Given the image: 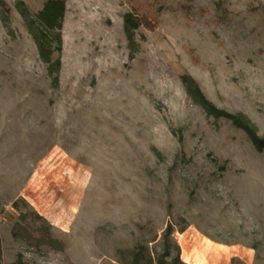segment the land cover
<instances>
[{"label":"rangeland","instance_id":"374dc122","mask_svg":"<svg viewBox=\"0 0 264 264\" xmlns=\"http://www.w3.org/2000/svg\"><path fill=\"white\" fill-rule=\"evenodd\" d=\"M5 1L3 264L18 254L36 264H138L139 249L157 258L170 223L171 256L177 243L182 261L186 235L197 236L206 264L233 257L217 252L215 263L207 245L253 248L249 263L234 256L264 264V150L230 119L208 115L183 84L193 75L209 99L243 113L264 137V0H140L161 9L154 29L137 30L133 52L123 15L134 2L68 0L62 50L47 60L18 0ZM24 1L38 11L46 0ZM37 183L64 251L13 236V202L42 194Z\"/></svg>","mask_w":264,"mask_h":264},{"label":"trees","instance_id":"16d2710c","mask_svg":"<svg viewBox=\"0 0 264 264\" xmlns=\"http://www.w3.org/2000/svg\"><path fill=\"white\" fill-rule=\"evenodd\" d=\"M68 0H46L43 7L33 11L24 0H18L16 7L24 21L27 30L33 37L39 55L47 60L54 52L61 51L63 47V26ZM134 2L135 10L128 11L123 15L124 32L131 51L137 47L136 32L141 27L154 29L157 25L160 7L149 1L130 0ZM0 10L5 23L8 22L9 7L5 0H0ZM183 84L187 94L197 102L205 112L215 118L224 117L230 119L233 124L243 129L251 138L259 150H264V137L258 134L257 127L250 122L243 113H233L216 105L209 99L196 78L191 74L183 76ZM13 208L18 212L17 220L12 226L13 236L21 239L31 246L49 247L55 251H64L66 242L53 232L51 222L41 214L28 200L19 197L13 202ZM174 227L170 223L163 231V244L157 258L146 256L142 249L134 255V261L138 264H188L180 258V245L174 243L175 255L171 256L172 246L170 243ZM4 250L0 237V264H3ZM232 264H247L239 256L231 258ZM7 264H36L18 254L16 259Z\"/></svg>","mask_w":264,"mask_h":264},{"label":"bare ground","instance_id":"6f19581e","mask_svg":"<svg viewBox=\"0 0 264 264\" xmlns=\"http://www.w3.org/2000/svg\"><path fill=\"white\" fill-rule=\"evenodd\" d=\"M59 160L62 162L65 160V157L60 156ZM61 169H63L65 172V170L66 171L71 170V167L63 165ZM64 172L61 174L63 175V177L67 178L66 175H64ZM72 175H75V173L72 172ZM64 183L67 184L65 180H64ZM35 188L40 189V192H42V194H38V196L36 197L31 194H26V198L36 207V209L40 213L45 214L46 208L43 205V201H44L43 199L46 193L44 194L43 191L45 192L46 186L44 184L37 183L35 185ZM197 243H199V239L197 238V236H195L194 240L192 241L186 235H184L181 239L182 258L184 259V261L192 263V264H206V259H207L206 256L195 248ZM229 251L231 253L245 255L246 257H249V258H253L254 256L253 248L231 247ZM222 264H227V263L224 262Z\"/></svg>","mask_w":264,"mask_h":264},{"label":"crops","instance_id":"0c3cea01","mask_svg":"<svg viewBox=\"0 0 264 264\" xmlns=\"http://www.w3.org/2000/svg\"><path fill=\"white\" fill-rule=\"evenodd\" d=\"M206 248H208L209 250H211V252L214 253V256H213V257H214V259H215V263H216V261L218 260V255H219V254H217V252H224V253H226L227 255L231 254L230 256L239 255V254H237V253H231V252L229 251V249H220V248H218V247H214V246H211V245H207ZM224 253H223V254H224ZM240 256L243 257V258H247V259H246V262H247V263H249V260L252 259V258L246 257L245 255H241V254H240ZM231 258H232V257H231ZM230 261H231V259H230Z\"/></svg>","mask_w":264,"mask_h":264}]
</instances>
